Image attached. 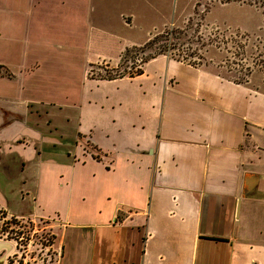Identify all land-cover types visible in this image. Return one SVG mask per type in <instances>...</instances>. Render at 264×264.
Instances as JSON below:
<instances>
[{
	"label": "crops",
	"instance_id": "0c3cea01",
	"mask_svg": "<svg viewBox=\"0 0 264 264\" xmlns=\"http://www.w3.org/2000/svg\"><path fill=\"white\" fill-rule=\"evenodd\" d=\"M48 1L0 0L6 47L36 45L52 58L68 51L64 84L53 88L63 102L4 111L19 121L6 123L0 150L16 157L11 172L32 187L17 208L0 201V212L50 221L58 264H264V125L247 114H264V90L168 54L132 77L89 79L90 64L115 66L126 49L192 14L171 6L151 21L156 0L117 9L140 34L136 42L91 24L92 0H65L71 26L62 42L45 27L25 26ZM137 17L147 26L136 28ZM14 252L0 237L3 264Z\"/></svg>",
	"mask_w": 264,
	"mask_h": 264
},
{
	"label": "rangeland",
	"instance_id": "374dc122",
	"mask_svg": "<svg viewBox=\"0 0 264 264\" xmlns=\"http://www.w3.org/2000/svg\"><path fill=\"white\" fill-rule=\"evenodd\" d=\"M225 1L172 0L171 4L170 0L166 2L156 0L157 4L153 3L155 9L148 12L151 21L158 15L169 11L171 6L174 7L175 11L180 7V10L183 9L184 15L192 14V16L180 23H174V25L158 33L162 34V40L151 48H145L142 45L128 55L120 56L115 66H112L113 63L103 61L94 63L96 65L92 66L93 70L95 73L104 74L101 70H103L102 68L105 67L104 64L106 63L108 68L116 67L115 74L128 72L130 67L133 68L139 65L137 59L155 56L154 53L158 52V47L162 48L163 45H167L164 53L176 59L187 61L190 64L213 65L217 68L218 73L226 78L238 82L251 79L255 88L264 90V24L254 33L247 31V29L253 30L257 23H264V10L255 5H249L247 0L224 3ZM64 2L65 0L43 2L40 8H37L35 13L33 12L25 20V26L30 28L45 27L63 42L67 30L71 26L69 10ZM91 2L88 13V21L91 24H94L92 21H98L104 26L112 27L117 34L124 38L130 39L131 36H134L132 38L136 42L139 41L138 36L140 34L135 36L134 30L125 27L122 18L116 14L117 9L133 8L135 0H92ZM114 2H116V5L112 9ZM259 2L264 5V0H257V4ZM91 4L93 5L92 9ZM250 7L257 9L258 12L251 10ZM209 8L211 11L208 19L211 21L208 22L204 20V15ZM147 24V20L143 19L141 21L139 17L135 20L136 28L146 27ZM171 29L173 30L172 35H166L165 32ZM30 36L36 37L37 33L32 32ZM39 47L32 45L24 50L17 46L8 48L0 39V64L6 66L10 73L14 75L11 80H0V144L7 139L8 126L6 125L10 122L12 127L17 125L19 121L17 116L4 111L9 110L12 112V108H24L26 106L38 107V110H40V107H51L55 102L64 101L63 95L57 94V91L53 88L56 85L64 84L58 80L65 78L63 67H65L64 63L67 60L65 54L68 51L62 48V51H59L62 56L52 58L54 52L49 57L44 50L38 49ZM258 60L259 63L257 64ZM37 64L39 65L37 71L35 73L31 72ZM141 69L142 67L138 68V70ZM0 73H2L1 70ZM110 75L114 76V74ZM247 114L250 119L264 125V114L253 110H248ZM22 129L23 125L16 128L18 131ZM13 163H16V157L12 156V153L0 150V201L10 208H17V206L24 204L21 201L22 193L26 195L31 190L32 184L28 182L22 186V177L20 178L18 173L11 172L10 167H13ZM28 201L29 198L25 196V203ZM3 217L4 219H2ZM0 219V227L11 221L10 217L3 214H0ZM21 221L25 226L24 231H27L30 227L29 224H31L30 220ZM45 223L49 224L51 222L37 220L34 225L40 230ZM39 247H36V251L33 252L31 258L38 256L40 259L43 257L44 252L39 253ZM39 261L35 264H38Z\"/></svg>",
	"mask_w": 264,
	"mask_h": 264
},
{
	"label": "built area",
	"instance_id": "2783aa9c",
	"mask_svg": "<svg viewBox=\"0 0 264 264\" xmlns=\"http://www.w3.org/2000/svg\"><path fill=\"white\" fill-rule=\"evenodd\" d=\"M137 62L139 65L133 68L130 67L128 69V72H135L138 70V68L140 69L143 65V57H141V59H137ZM94 65L96 64L90 65L87 69L86 74L89 79L99 80L101 76L104 77L110 74L116 75V67L108 68V65H106L105 63L104 68L99 67L103 69L101 71L104 72V74H102L95 73L92 67ZM0 214L2 215L3 213L0 212ZM12 218L13 217H11L10 220H12ZM2 219H4V217ZM14 219H16L15 223H11V221H8L9 223L6 222L4 226L2 225L0 227V237L10 239L15 243V252L10 256L7 264H35V262L39 260L41 261H39L38 264H58L61 253L59 249H56L54 247V234L51 230L50 225L48 223H45L43 228L39 230L37 226L34 225L35 221L30 220V227H28L27 231H24L25 226L23 225V221L17 218ZM37 246H40L39 253L41 251L44 252V254L42 255L43 257L40 259L38 256H36V258H31L33 252L36 251Z\"/></svg>",
	"mask_w": 264,
	"mask_h": 264
},
{
	"label": "trees",
	"instance_id": "16d2710c",
	"mask_svg": "<svg viewBox=\"0 0 264 264\" xmlns=\"http://www.w3.org/2000/svg\"><path fill=\"white\" fill-rule=\"evenodd\" d=\"M247 1H248L249 5H255L256 7H260L262 10H264V5H263L262 2H259L257 4V0H247ZM229 2H239V0H226L224 3H229ZM172 33H173L172 29L170 31H166L165 32L166 35H172ZM163 37H166V36H163ZM161 40H162V34H155L143 46L145 48H151L154 44L158 43ZM137 48L138 47L128 48V49H126L124 51V53L122 55L123 56L128 55L132 51H136ZM166 48H167V45H163L162 48L158 47L157 48L158 52L154 53L155 56H149L148 58L143 59V62L145 63L147 60H149L151 58H154V57H156L158 55L166 54V53H164L166 51ZM258 63H259V60L257 61V64ZM0 70L2 71V73H0V77H7V78H11L12 77L11 73L6 68H4L3 66H0ZM140 73H141V70H137L135 72H125V73H122V74H116L114 76H111V75L104 76V77L101 76V78L99 80H111V79L120 78V77L125 76V75H128L129 77H132V76L138 75ZM15 222H16V219L12 218L11 223H15Z\"/></svg>",
	"mask_w": 264,
	"mask_h": 264
},
{
	"label": "water",
	"instance_id": "95a60500",
	"mask_svg": "<svg viewBox=\"0 0 264 264\" xmlns=\"http://www.w3.org/2000/svg\"><path fill=\"white\" fill-rule=\"evenodd\" d=\"M4 262V257L0 259V264H3Z\"/></svg>",
	"mask_w": 264,
	"mask_h": 264
}]
</instances>
